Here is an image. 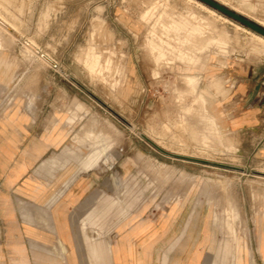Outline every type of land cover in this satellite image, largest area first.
<instances>
[{
	"label": "rangeland",
	"instance_id": "rangeland-1",
	"mask_svg": "<svg viewBox=\"0 0 264 264\" xmlns=\"http://www.w3.org/2000/svg\"><path fill=\"white\" fill-rule=\"evenodd\" d=\"M216 1L264 27V0ZM203 4L0 0V112L53 113L71 131L57 137L59 167L103 165L120 197L152 191L159 206L193 175L213 246L230 264H262L264 151H238L207 112L233 95L236 74L264 67V39ZM204 247L201 264L214 252Z\"/></svg>",
	"mask_w": 264,
	"mask_h": 264
},
{
	"label": "crops",
	"instance_id": "crops-1",
	"mask_svg": "<svg viewBox=\"0 0 264 264\" xmlns=\"http://www.w3.org/2000/svg\"><path fill=\"white\" fill-rule=\"evenodd\" d=\"M234 79L233 95L207 113L238 151L252 142L263 152L264 67ZM40 115L0 112V264H201L206 243L214 252L205 264L231 263V252L213 246L210 220L201 225L193 175L181 176L182 186L159 206L152 191L120 197L115 174L105 176L103 165L59 167L66 140L57 137L71 131L56 128L53 113ZM258 253L264 264V211Z\"/></svg>",
	"mask_w": 264,
	"mask_h": 264
},
{
	"label": "water",
	"instance_id": "water-1",
	"mask_svg": "<svg viewBox=\"0 0 264 264\" xmlns=\"http://www.w3.org/2000/svg\"><path fill=\"white\" fill-rule=\"evenodd\" d=\"M202 2L212 6L213 8L221 11L222 13L228 15L229 17L241 22L242 24L246 25L247 27L253 29L254 31L264 35V27L254 21H252L251 19L241 15L240 13H238L237 11L223 5L222 3L216 1V0H201ZM149 141L156 147L158 148L160 151H162L165 154H168L170 156H174L177 158H182V159H188V160H192V161H197V162H203V163H207L206 160L203 159H198V158H193V157H189V156H184L181 154H174L172 152H169L165 149H163L162 147H160L157 143L153 142L152 140L149 139ZM218 165L220 166H225L224 164L218 163ZM237 168V167H235ZM261 174L264 175V172H259Z\"/></svg>",
	"mask_w": 264,
	"mask_h": 264
},
{
	"label": "bare ground",
	"instance_id": "bare-ground-1",
	"mask_svg": "<svg viewBox=\"0 0 264 264\" xmlns=\"http://www.w3.org/2000/svg\"><path fill=\"white\" fill-rule=\"evenodd\" d=\"M197 1H198L199 3H201L202 5H205V4H203L204 2L202 3L201 0H197ZM200 1H201V2H200ZM205 7H208V6L205 5ZM208 9H210V8H208ZM210 10H211V11H214V10H212V9H210ZM256 35H258L259 37H261L262 39H264V35H262V34H260V33H259V34H256ZM262 172H263V171H262Z\"/></svg>",
	"mask_w": 264,
	"mask_h": 264
}]
</instances>
